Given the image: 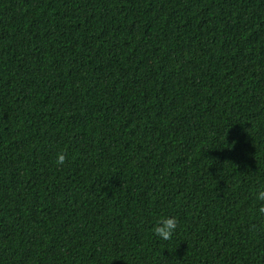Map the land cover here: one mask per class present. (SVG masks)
Instances as JSON below:
<instances>
[{"label": "trees", "instance_id": "trees-1", "mask_svg": "<svg viewBox=\"0 0 264 264\" xmlns=\"http://www.w3.org/2000/svg\"><path fill=\"white\" fill-rule=\"evenodd\" d=\"M261 186L264 0H0V264H264Z\"/></svg>", "mask_w": 264, "mask_h": 264}, {"label": "clouds", "instance_id": "clouds-1", "mask_svg": "<svg viewBox=\"0 0 264 264\" xmlns=\"http://www.w3.org/2000/svg\"><path fill=\"white\" fill-rule=\"evenodd\" d=\"M66 160V153L60 152L57 154V164H63ZM257 201L262 202L258 211L264 214V186H261L255 193ZM178 228V221L175 217H161L156 220L152 232L155 236L159 237L163 241H170Z\"/></svg>", "mask_w": 264, "mask_h": 264}]
</instances>
